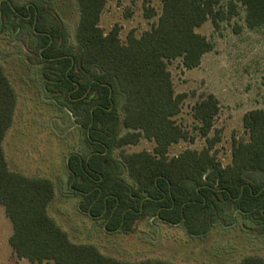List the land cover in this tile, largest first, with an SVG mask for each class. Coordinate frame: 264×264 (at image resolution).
<instances>
[{
    "label": "trees",
    "instance_id": "trees-1",
    "mask_svg": "<svg viewBox=\"0 0 264 264\" xmlns=\"http://www.w3.org/2000/svg\"><path fill=\"white\" fill-rule=\"evenodd\" d=\"M75 3L70 34L50 0H0V38L15 45L14 58L27 65V76L33 72L43 98L73 122L79 146L67 156V186L81 198L79 211L100 219L109 233H132L151 219L204 237L213 225L231 226L240 216L252 223H240L242 229L264 236V108L243 114L247 138H232L223 165L215 95L196 101L190 128L182 126L176 117L187 94L175 92L168 69L172 60L196 68L214 49L196 31L207 19L219 32L242 10L247 29L264 27V0H161L149 29L130 30L124 40L116 25L108 31L99 25L106 0ZM153 15L145 9L146 18ZM7 54L0 51V205L11 222L13 256L35 264H180L119 259L73 242L47 212L53 182L8 168L2 144L18 96L2 63ZM195 135L203 139L200 148L168 154L170 146L193 142ZM141 140L151 142V149L126 151ZM235 264H264V258L245 255Z\"/></svg>",
    "mask_w": 264,
    "mask_h": 264
},
{
    "label": "rangeland",
    "instance_id": "rangeland-1",
    "mask_svg": "<svg viewBox=\"0 0 264 264\" xmlns=\"http://www.w3.org/2000/svg\"><path fill=\"white\" fill-rule=\"evenodd\" d=\"M50 2L72 34L77 21L75 0ZM147 8L154 13L150 18L144 16ZM160 8L161 0H106L99 25L104 31L116 25L119 38L124 40L130 30L139 34L149 29ZM234 25L240 27L239 32L235 33ZM196 31L210 39L214 49L202 56L196 68L184 69L179 60L168 63L175 92L187 94L176 121L190 128L193 104L208 93L214 94L219 106L214 128L220 130L221 136L216 148L224 165L230 159L232 138H247L242 127L243 114L264 108V27L247 29L240 10L238 16L221 24L219 32L213 30L208 19ZM15 48L12 42L0 38V51H9L7 60L2 63L18 96L14 123L3 140L4 153L6 150L10 154L24 174L54 181L55 196L47 212L73 242L92 244L104 254L130 261L161 258L180 264H235L245 255L264 258V236L242 229L240 223L247 226L252 223L240 216L233 225H213L207 235L198 237L189 235L182 225L151 219L140 222L132 233H109L103 229L100 219L81 213L80 196L67 186L66 164L70 150L79 146L78 134L73 130L72 120H64L65 114L43 98L35 80H31L33 72L27 76V65L19 56L14 58ZM36 78L38 80L34 74ZM202 145L203 139L195 135L193 142L180 141L170 146L168 154ZM151 147V142L141 140L125 149L133 152ZM10 232L11 222L0 205V264H35L11 254L7 239Z\"/></svg>",
    "mask_w": 264,
    "mask_h": 264
},
{
    "label": "crops",
    "instance_id": "crops-1",
    "mask_svg": "<svg viewBox=\"0 0 264 264\" xmlns=\"http://www.w3.org/2000/svg\"><path fill=\"white\" fill-rule=\"evenodd\" d=\"M16 108H17V105H16ZM15 113H16V109H15ZM14 119H15V115H14ZM5 138H6V137H5ZM4 145H5V144H4V141H3L2 146H4ZM3 152H4V149H3ZM5 154H6V155H5ZM9 155H10V154H8L7 151L5 150L4 156H5V160H6V163H7L8 168H9L11 171H15V172L21 173V174H23V175H25V176H30V175L24 174L25 172H22V171H21V170H23V169H20V168L16 167V165H15V164L13 163V161H12V158L9 157ZM66 162H67V160H66ZM32 177H34V176H32ZM35 177H43V176H35ZM43 178H48V177H43ZM48 179H50V178H48ZM50 180H51V179H50ZM51 181H52V180H51ZM52 182H53V184H54V186H55V188H56V184L54 183V181H52ZM56 183H57V182H56ZM11 231H12V228H11ZM10 234H11V232L8 234L7 239L9 238ZM11 254H12V252H11Z\"/></svg>",
    "mask_w": 264,
    "mask_h": 264
}]
</instances>
